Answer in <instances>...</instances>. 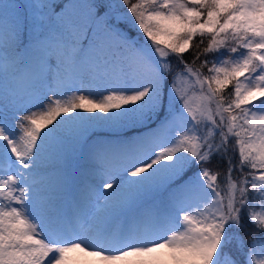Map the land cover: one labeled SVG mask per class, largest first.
Returning a JSON list of instances; mask_svg holds the SVG:
<instances>
[{"label": "snow or ice", "instance_id": "1", "mask_svg": "<svg viewBox=\"0 0 264 264\" xmlns=\"http://www.w3.org/2000/svg\"><path fill=\"white\" fill-rule=\"evenodd\" d=\"M0 264H264V0H0Z\"/></svg>", "mask_w": 264, "mask_h": 264}, {"label": "trees", "instance_id": "2", "mask_svg": "<svg viewBox=\"0 0 264 264\" xmlns=\"http://www.w3.org/2000/svg\"><path fill=\"white\" fill-rule=\"evenodd\" d=\"M184 55H185V59L186 60L191 61V59H192V52H186ZM237 159H238V157H237ZM210 167H212L213 169H215L217 167H223V165L222 164L218 165L217 164V161L214 160L213 163L210 165Z\"/></svg>", "mask_w": 264, "mask_h": 264}]
</instances>
